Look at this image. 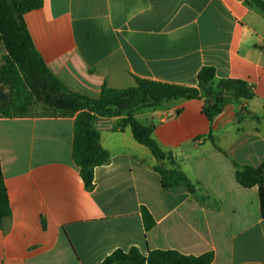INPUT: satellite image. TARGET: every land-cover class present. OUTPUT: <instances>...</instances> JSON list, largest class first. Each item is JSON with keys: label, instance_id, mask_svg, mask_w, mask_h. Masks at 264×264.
Returning <instances> with one entry per match:
<instances>
[{"label": "crops", "instance_id": "obj_1", "mask_svg": "<svg viewBox=\"0 0 264 264\" xmlns=\"http://www.w3.org/2000/svg\"><path fill=\"white\" fill-rule=\"evenodd\" d=\"M24 21L52 73L88 97L105 84L134 87L135 77L196 86L205 66L247 82L254 97L213 121L202 99L135 112L169 155L162 162L135 139L127 115L98 118L110 160L96 168L92 191L73 159L75 116L0 117L11 207L0 264H100L132 247L264 264L259 188L236 177L264 165V17L244 0H44ZM160 165L183 172L196 192L164 189ZM144 207L156 222L149 232Z\"/></svg>", "mask_w": 264, "mask_h": 264}, {"label": "trees", "instance_id": "obj_2", "mask_svg": "<svg viewBox=\"0 0 264 264\" xmlns=\"http://www.w3.org/2000/svg\"><path fill=\"white\" fill-rule=\"evenodd\" d=\"M251 10L264 17V0H244ZM44 0H0V44L5 52L0 66V117L75 116L73 159L88 190L95 187V170L110 160V153L101 145L95 128L98 118L127 115L135 139L148 147L159 161L169 158L154 139V129L140 123L134 113L154 109L179 99L204 100V115L213 121L233 104L240 105L254 97L249 84L242 80L217 77L214 66L203 67L196 86H184L135 77L136 85L127 89H113L106 84L98 98L70 90L46 65L36 50L24 15L42 8ZM41 107V114L33 108ZM162 187L170 190L185 187L195 193L191 180L180 170L156 168ZM237 180L245 188H259L260 205L264 217V165L243 166ZM11 215L8 191L4 182L0 159V228ZM142 217L146 232L156 222L144 207ZM213 252L200 256L184 255L176 250H153L144 255L137 247L118 249L100 264H212Z\"/></svg>", "mask_w": 264, "mask_h": 264}, {"label": "rangeland", "instance_id": "obj_3", "mask_svg": "<svg viewBox=\"0 0 264 264\" xmlns=\"http://www.w3.org/2000/svg\"><path fill=\"white\" fill-rule=\"evenodd\" d=\"M3 64V47L0 44V66ZM33 114H41L43 112L41 107L33 108ZM141 123H145V121L141 120Z\"/></svg>", "mask_w": 264, "mask_h": 264}]
</instances>
